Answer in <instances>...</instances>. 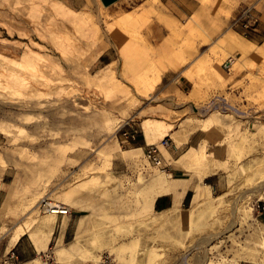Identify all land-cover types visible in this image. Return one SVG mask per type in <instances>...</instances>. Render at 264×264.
Segmentation results:
<instances>
[{"label": "rangeland", "instance_id": "374dc122", "mask_svg": "<svg viewBox=\"0 0 264 264\" xmlns=\"http://www.w3.org/2000/svg\"><path fill=\"white\" fill-rule=\"evenodd\" d=\"M196 1L226 23L194 57L214 25L178 21V0H0V255L14 252L11 264H264V0ZM246 7L257 24L244 37L230 21ZM164 74L190 85L171 90ZM145 119L153 143L169 140L173 176L196 182L162 211L172 171L118 133L129 121L143 137ZM42 198L70 214L48 215ZM22 228L25 261L9 243Z\"/></svg>", "mask_w": 264, "mask_h": 264}, {"label": "crops", "instance_id": "0c3cea01", "mask_svg": "<svg viewBox=\"0 0 264 264\" xmlns=\"http://www.w3.org/2000/svg\"><path fill=\"white\" fill-rule=\"evenodd\" d=\"M179 3V8H177V10H173L172 15L175 16L178 21H181L182 19H190L192 16H195V19L199 22H203L205 25L207 24V17L210 16L211 17V25H214V28L211 29V33H210V41L207 44H196L195 46V53L193 54L194 57H197L199 55H201L202 51L205 53H207L209 51V49L211 48L212 44L215 43V40L219 34L223 31V26L226 23L225 19H222L221 16L219 17V15H217V11L216 10H211L210 14H206L203 10L202 5L197 2L196 0H178ZM233 8V7H232ZM235 9V8H233ZM202 25V24H201ZM201 48H205V50L200 51ZM162 78L166 81L167 83V87L171 90H178L180 91H184L186 85H190V81L184 77L183 75H168V74H164L162 76ZM153 120L150 119H145L142 124H141V132L143 137L138 136L137 139L134 142H129V143H123L126 146H132L134 149V151L137 150H143L146 148L147 145L149 144H153L154 141V136H155V131L153 130L152 127V123H150ZM158 121V120H156ZM157 131V129H156ZM158 132V131H157ZM130 149V150H131ZM178 150L179 148L174 145L173 143L171 144V147L169 149V156L173 159L176 158L178 156ZM162 162H163V167H167L168 171H172L171 175L173 176V173H178L181 172L178 169L171 167L170 163L168 161V158H165L164 156H162ZM180 175H183V173H180ZM177 176H173V180H174V185L172 186H166V185H161L159 186V195L157 196V199L154 203V209L155 206H158V211H162L165 209H169L172 207L173 205V201H185V197L187 195L188 192H191L193 190V187L195 185V181L194 180H187V179H183V178H175ZM183 183L186 184L187 186H185L186 190L183 193V195L178 196L177 191H174L173 189H179L181 187H183ZM170 190V192H169ZM179 203V204H180ZM156 210V209H155ZM157 211V210H156ZM56 217V216H55ZM21 235L18 237V239L10 246H14L17 252V258L18 260L20 259L21 261H25L28 258V256H30V254H33L32 250H29L28 253L26 254L24 251V245H22L21 240H20Z\"/></svg>", "mask_w": 264, "mask_h": 264}, {"label": "built area", "instance_id": "2783aa9c", "mask_svg": "<svg viewBox=\"0 0 264 264\" xmlns=\"http://www.w3.org/2000/svg\"><path fill=\"white\" fill-rule=\"evenodd\" d=\"M257 24V20L252 16L250 10H244L237 16H235V19L233 21V26L238 25L243 29L244 35H246L249 31L253 30ZM230 65V61L228 60V63H225L226 67ZM119 137L121 139L122 143H129L134 142L137 137L139 136L138 130L134 128L133 125L130 124V122H125L121 127L118 129ZM169 146V140L166 138H163L159 141V144H153V145H147L145 148L144 156L146 160L153 164L154 166H160L162 162V156L160 148H168ZM50 200L47 198H42L39 201L38 207L41 211H44L45 208L49 205ZM69 213H59L58 215L66 216L69 215ZM13 260H16V256L14 252H8L3 255H0V264H11Z\"/></svg>", "mask_w": 264, "mask_h": 264}, {"label": "bare ground", "instance_id": "6f19581e", "mask_svg": "<svg viewBox=\"0 0 264 264\" xmlns=\"http://www.w3.org/2000/svg\"><path fill=\"white\" fill-rule=\"evenodd\" d=\"M250 10L251 11V8H249V7H246L245 9H242V11H244V10ZM242 11H240V12H238L237 14H240ZM237 16V15H236ZM234 19H235V16L231 19V21H230V27H233V21H234ZM242 35L244 36V37H246V35H244V32L242 33ZM153 144H155V143H153ZM153 144H149V145H153ZM156 144H159V142L158 143H156ZM162 149H164V148H162ZM164 150H166V149H164ZM144 152H145V150H144ZM162 156V155H161ZM147 161V160H146ZM148 162V161H147ZM149 163V162H148ZM151 164V163H150ZM153 165V164H152ZM161 165H162V162H161ZM161 165L160 166H155V167H158V168H160L161 167ZM174 191H177V193H178V196H181V195H183V193L185 192V190H186V188H185V186H183V187H181V188H179V189H173ZM169 192H170V190H169ZM196 197V196H195ZM43 212H45V213H47L48 215L50 214V215H52V216H58V214L60 213H64V212H66V213H69V210L65 207V206H63V205H58V204H53V202L52 201H50V203H49V205L47 206V208H45L44 209V211ZM41 225L43 226V228H45L46 230H48L49 232H51V230H52V221L50 220V218H48V216H47V218L45 219H43L42 221H41ZM26 232V229L25 228H22V229H19L18 231H16V233L11 237V239H10V241H9V243H10V245H12L17 239H18V237L22 234V233H25ZM34 264H40L39 263V261L38 260H34Z\"/></svg>", "mask_w": 264, "mask_h": 264}, {"label": "trees", "instance_id": "16d2710c", "mask_svg": "<svg viewBox=\"0 0 264 264\" xmlns=\"http://www.w3.org/2000/svg\"><path fill=\"white\" fill-rule=\"evenodd\" d=\"M191 196H192L191 192H188L186 197H185V201L184 202L185 203L188 202L190 200ZM155 209L158 211L159 210L158 206H155Z\"/></svg>", "mask_w": 264, "mask_h": 264}, {"label": "water", "instance_id": "95a60500", "mask_svg": "<svg viewBox=\"0 0 264 264\" xmlns=\"http://www.w3.org/2000/svg\"><path fill=\"white\" fill-rule=\"evenodd\" d=\"M114 1H116V0H105V5H107V4H109V3H112V2H114Z\"/></svg>", "mask_w": 264, "mask_h": 264}]
</instances>
